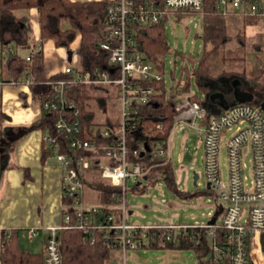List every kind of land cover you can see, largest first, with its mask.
<instances>
[{"label":"built area","instance_id":"1","mask_svg":"<svg viewBox=\"0 0 264 264\" xmlns=\"http://www.w3.org/2000/svg\"><path fill=\"white\" fill-rule=\"evenodd\" d=\"M110 1L106 18L107 32L99 44L102 49L110 51L108 66L80 73L76 71L74 57V63L65 64L59 72L66 77L52 82L53 98L43 104V110L60 113L54 123L55 136H46L45 140L55 151L53 156L61 168L63 197L68 200L61 225L47 227L43 264H62L58 238L61 229L77 228L85 234L98 229L102 232L104 245L110 251H121L123 261H126L128 251L145 249L157 241L164 243L173 240L171 232L189 227L207 229L209 264H264V111L254 102L232 101L228 102L226 108L208 113L200 100L191 98L193 94L190 92L178 95L176 99L177 114L172 130L178 125H185L199 133L208 185L205 190L225 202V205H216L218 214L214 223L184 225L128 222L127 181L139 184L154 171L140 162L128 160L127 126H135L134 113L139 106L148 103L153 95V89L144 83L164 79V70L147 61L138 49L136 26L154 25L164 19L169 10L200 11L203 0ZM247 2L249 0H217L216 7L223 13L230 9L243 11ZM249 6L251 11H264V2L260 3L259 0L251 2ZM29 59L27 55L26 60ZM78 83L105 85L109 90L118 91V124L110 131L106 128L100 130L101 137L111 138V146L105 148L104 158L97 163H90L83 157L74 159L58 152V137L67 139L68 146L75 151L96 149L94 141L82 137L80 111L68 98L71 87ZM25 85H29L28 80ZM198 121L201 128L196 125ZM157 127L160 128L161 123ZM227 131L232 133L226 137ZM222 140L227 153V185L220 180L218 163L219 143ZM168 141L165 150L159 145L149 149L144 143H139L132 155L146 152L165 155V164L169 160ZM246 154L250 155L251 160L249 178L243 175L246 167L243 157ZM106 158L109 162L105 161ZM92 165L95 166L92 169L93 177L117 188V192L112 194L114 205L85 203L82 171ZM67 210H73L74 224L70 223L72 216ZM98 214L102 215L100 222L94 219ZM37 233V228L28 230L30 237ZM89 239L91 243L95 241L92 235Z\"/></svg>","mask_w":264,"mask_h":264},{"label":"trees","instance_id":"2","mask_svg":"<svg viewBox=\"0 0 264 264\" xmlns=\"http://www.w3.org/2000/svg\"><path fill=\"white\" fill-rule=\"evenodd\" d=\"M251 2L253 3L255 0H249L243 11L230 9L223 13L216 7L217 0H203L201 10L194 11L201 13L203 21V52L196 68L198 57L187 59L191 67L195 69L190 73L189 67L183 65L180 73L181 79L175 81L169 90L165 87L164 79L144 83L145 86L153 89V95L148 103L139 106L137 112L134 113L135 126H127L128 160L140 162L143 166L150 167L152 171L158 170L162 166L165 174L164 181L170 187H175V180L170 164H163L166 161L165 155L159 156L146 152L133 156L132 151L139 143H144L149 149L156 145L164 150L167 148V141L177 114L175 110L177 96L190 92L191 77H194L196 84L205 95L211 91L208 82L218 81L220 78L239 79L246 83L243 84V87L245 85L246 88H254L250 82L258 80L264 73V62L257 72L251 70L246 73L245 53L252 52L257 58L264 57V33L246 37L244 29L247 25H264V11H251L249 6ZM259 2L263 3L264 0H259ZM110 4V0H0V35L2 36L0 42L3 46L7 41L20 44L29 49L28 55L30 56V59L26 60V56L17 50L11 51L2 66L1 81L3 83L15 82L16 84L29 81L31 101L38 105L42 111L39 120L33 127L47 130V136H55L54 123L60 113L43 110V104L53 98L52 82L66 76L57 73L46 77L43 44L47 40H52L56 48L72 50V57L76 58L77 72L83 73L107 67L110 51L102 49L99 44L107 32L106 18ZM31 8H36L38 12L39 40L36 43L30 42L29 39L31 28L27 24L28 18L17 16V12ZM164 19L154 25L136 26L138 49L144 54L147 61L162 70H164L163 54L169 49L162 28ZM21 22L26 25L20 27ZM23 34L26 37L20 39ZM78 36L79 41L72 48L71 45ZM232 40L236 43L238 50L243 51L241 56L232 57L235 54L229 55L230 51L225 49ZM182 57L186 59L183 55ZM232 61H237V63L232 64ZM218 62L220 66L217 65ZM240 63L241 65H239ZM183 76L186 78L185 80H182ZM224 83H220L216 90L223 92L224 89L221 87ZM110 94L111 92L105 85L78 83L71 87V94L68 95V98L77 105L80 111L82 137L94 141L96 149L75 151L68 146L67 139L58 137V152L65 153L74 159L83 157L90 163H97L104 158L105 148L111 146V138L101 137L100 130L106 128L110 131L118 124L119 116L114 123L106 119V122L102 124L95 120L90 102L97 101L100 110L105 112L106 100L111 97ZM21 96L22 104L27 106L26 97ZM191 98L200 100L196 94H193ZM8 119L9 117L0 110V124ZM158 123H161L160 128L157 127ZM100 125L104 127L102 128ZM44 142H46L45 139ZM46 143L48 149L43 148V158L55 154L51 145ZM9 144V141L2 142L0 140V150H4V147ZM105 161L109 162V159L106 158ZM94 167L92 165L82 171L86 194L93 192L98 203L112 206L115 203L112 194L117 192V188L93 178L92 169ZM66 203L68 200L64 197V204L66 205ZM67 211L72 216L70 223L74 224L73 210ZM101 216V214L95 216L96 222L101 221ZM90 235L95 238L93 243L90 242ZM171 235L173 240L164 241V243L157 241L151 246H146L145 249L192 248L199 256L208 255L207 229L189 227L185 230L171 232ZM58 238L62 264H105L109 259L110 248L104 245L102 232L98 229L91 231L90 234H85L77 228L61 229L58 231ZM15 244L13 239H6L3 243L2 264H43L44 250L40 256L25 251ZM204 264H209V262Z\"/></svg>","mask_w":264,"mask_h":264},{"label":"rangeland","instance_id":"3","mask_svg":"<svg viewBox=\"0 0 264 264\" xmlns=\"http://www.w3.org/2000/svg\"><path fill=\"white\" fill-rule=\"evenodd\" d=\"M162 28L167 47L169 48L168 51L163 54L162 59L164 62L163 77L165 80V87L169 90L175 81L181 79V67L187 65L189 67V72L192 73L202 56L203 21L201 13L191 10H169L166 13ZM8 45L12 46L14 44L10 43ZM3 47V44L0 42V70L9 55L7 50L2 53ZM225 49L230 51V53H228L229 55L235 54L232 57L241 56L243 52L242 50H238L234 40L229 42ZM27 51H29V49L18 50L22 55H25ZM182 55L186 59H183ZM245 56L247 60L244 64L247 66L246 73L251 70L257 72V69L263 65V56L257 58L252 52L245 53ZM191 57H198L194 69L187 61V59ZM74 60L75 58L73 56L70 63H74ZM236 63L237 61H232V64ZM217 65L220 66L219 62ZM239 65H241V63ZM185 79L186 78L183 76L182 80ZM233 80L224 79L225 83L221 87L224 89L223 94L227 102L233 101ZM239 81L241 82L242 88L248 90L245 85L243 87V84L246 83L242 80ZM189 83L190 93L196 94L201 101L205 102V94L196 84L194 77L190 78ZM250 84L254 88L251 90L249 89V91L255 94L254 101L258 104V101L261 100V96L264 94V73L261 74L258 80L250 82ZM109 92H111V97L106 100L105 112L100 110L97 101L94 100L90 102V108L93 110L95 120L102 124L106 122V119L113 123L116 122L119 115L120 102L117 90L111 89ZM207 102L209 101L205 103ZM196 125L200 128L202 127L199 121ZM100 127L103 128L104 126L100 125ZM3 128V124H0V140L2 142L7 141L8 136L3 134ZM231 133L232 131H227L226 137ZM168 144L169 157L174 170L176 186H168L160 177L161 174L156 175L155 172H152L149 178L157 177L156 180H142L141 186H144L142 191L139 190L135 192L133 181L128 180L126 184V199L128 207L132 211L129 215L127 213L128 222L132 224L181 223L190 225L209 223L216 212V205H225V202L217 199L212 192H205L207 184L204 175L203 147L199 141V133L185 125H178L172 130ZM52 162L58 164L54 156L52 157ZM243 162L246 165L243 175L249 178L251 167L249 154L243 157ZM218 163L220 180L222 184L227 185L228 163L223 140L219 143ZM193 173L198 175L196 185L193 184ZM90 195L93 194L91 193L89 196ZM84 196H87L86 191ZM23 235H25L24 232L19 235L20 245L21 247L29 248L28 240ZM125 260L127 264H204L208 261V256H199L192 248L176 250L149 248L146 250L138 249L128 251Z\"/></svg>","mask_w":264,"mask_h":264},{"label":"crops","instance_id":"4","mask_svg":"<svg viewBox=\"0 0 264 264\" xmlns=\"http://www.w3.org/2000/svg\"><path fill=\"white\" fill-rule=\"evenodd\" d=\"M17 16L28 18L27 24L31 28L29 39L30 42L36 43L39 40L37 9L31 8L19 11ZM24 25L26 23L22 24L21 22L20 27H24ZM244 32L246 37L262 34L264 33V25H247ZM22 36L20 39L26 37L24 34ZM78 41L79 36L71 47L74 48ZM10 43L14 45L9 46ZM5 50L10 53L14 50H26V48L13 41H7L2 48V53ZM28 53L29 51L25 56ZM43 56L46 77L56 75L68 63L66 50L56 48L52 40L44 42ZM2 70L1 67L0 76ZM1 80L0 82L3 83ZM222 82H224V79L220 78L218 81L208 83L210 87L214 86L213 90H216ZM21 95L26 97L27 106L22 104ZM201 102L208 113L217 112L221 108L210 101L207 103ZM0 110L9 117L2 124L4 127L3 134L8 135L7 141L10 142L7 147H4V150H0V249H3V243L6 239H13L18 247L41 256L48 234L47 227L61 225L62 215L66 208L61 188V168L59 164L52 162V155L46 158L42 157L43 148L48 149V144L44 142L48 133L45 129L33 127L39 120L42 111L38 105L32 103L29 86L25 85V82L0 84ZM18 133L20 135L16 139H10ZM165 164H170L172 168L170 157ZM154 172L156 175L161 174L160 177L164 180L165 174L162 166ZM172 172L174 175L173 168ZM146 179L156 180L157 177L151 179L147 177ZM141 182L142 180L139 181V184L133 186L135 192L142 191L144 188V186H141ZM92 194L85 196V203L88 205L102 204L95 200V193L92 192ZM131 213L132 211L129 208L128 215ZM32 227L38 229V233L34 237L28 236V230ZM21 231L25 233L23 236L28 240L29 248L20 245L19 235L22 233ZM109 255L110 258L105 264H127L126 261H123L121 251L113 250L110 251Z\"/></svg>","mask_w":264,"mask_h":264},{"label":"water","instance_id":"5","mask_svg":"<svg viewBox=\"0 0 264 264\" xmlns=\"http://www.w3.org/2000/svg\"><path fill=\"white\" fill-rule=\"evenodd\" d=\"M66 55H67V61L68 63H70L72 61V55H73L72 50L66 51ZM213 87L214 86L210 87L211 91L205 95V98L211 103L219 105L221 108H226L228 102L225 99V95L221 91H216V90L213 91L214 89ZM232 89H233V92H232L233 101L235 102H254V103L256 102L254 101L255 94L252 91L243 89L241 82L238 79H234L232 81ZM258 104L260 108L264 111V94L261 96V100L258 101ZM19 135L20 133L15 134L14 136L10 137V139L14 140ZM197 179H198V175L196 173H193V184L194 185L197 184ZM206 188H208V185H206ZM217 214L218 212H215L214 216L209 221V223H214Z\"/></svg>","mask_w":264,"mask_h":264},{"label":"flooded vegetation","instance_id":"6","mask_svg":"<svg viewBox=\"0 0 264 264\" xmlns=\"http://www.w3.org/2000/svg\"><path fill=\"white\" fill-rule=\"evenodd\" d=\"M248 90L250 89V88H247ZM251 90V89H250ZM9 137H10V135H9Z\"/></svg>","mask_w":264,"mask_h":264}]
</instances>
